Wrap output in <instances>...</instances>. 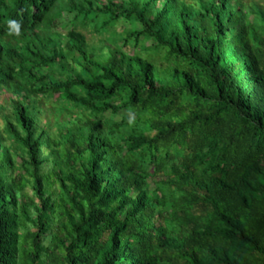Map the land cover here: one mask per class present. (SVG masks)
Segmentation results:
<instances>
[{"label": "trees", "instance_id": "trees-1", "mask_svg": "<svg viewBox=\"0 0 264 264\" xmlns=\"http://www.w3.org/2000/svg\"><path fill=\"white\" fill-rule=\"evenodd\" d=\"M5 90L0 264H264V2L0 0Z\"/></svg>", "mask_w": 264, "mask_h": 264}, {"label": "rangeland", "instance_id": "rangeland-1", "mask_svg": "<svg viewBox=\"0 0 264 264\" xmlns=\"http://www.w3.org/2000/svg\"><path fill=\"white\" fill-rule=\"evenodd\" d=\"M261 2H264V0H258ZM75 14L65 12L62 19L57 20L55 26H54V32L60 33L64 36L68 35V32L70 30V24L72 23L74 19ZM119 31H123V27L118 28ZM83 34L86 36L89 48L92 50H95L94 52L98 53H107L106 47L110 45V43L106 40L108 38V35L106 36H100L96 33H94L91 29H81ZM125 49V48H124ZM130 52L133 51L132 47L126 48ZM12 96L11 92L8 90L0 92V104L3 105L9 112V114L12 113V105L10 103ZM55 99V98H54ZM50 102V100L47 101V103L41 105L42 106V114H41V126L45 127L48 126L50 129V132L52 134H56L58 132V124H70L73 122L78 114H81L80 110H77L72 105L68 104L67 102L63 101H56L54 100ZM4 122L1 120V127L3 126ZM8 146L11 144V141L8 140L6 143ZM12 155L15 154V150H11ZM16 159V166H19L21 164V159L18 157H15ZM30 195H33L30 188L26 190Z\"/></svg>", "mask_w": 264, "mask_h": 264}, {"label": "clouds", "instance_id": "clouds-1", "mask_svg": "<svg viewBox=\"0 0 264 264\" xmlns=\"http://www.w3.org/2000/svg\"><path fill=\"white\" fill-rule=\"evenodd\" d=\"M10 23L12 24V26L16 29L17 34L19 33V27H20V23L16 20H12L10 21Z\"/></svg>", "mask_w": 264, "mask_h": 264}]
</instances>
